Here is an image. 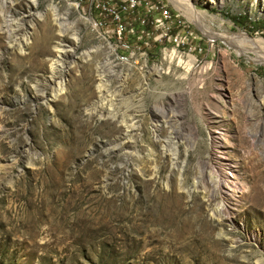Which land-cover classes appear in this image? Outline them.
Returning a JSON list of instances; mask_svg holds the SVG:
<instances>
[{"label": "rangeland", "instance_id": "rangeland-1", "mask_svg": "<svg viewBox=\"0 0 264 264\" xmlns=\"http://www.w3.org/2000/svg\"><path fill=\"white\" fill-rule=\"evenodd\" d=\"M153 3L0 0V264H264V0Z\"/></svg>", "mask_w": 264, "mask_h": 264}, {"label": "built area", "instance_id": "built-area-1", "mask_svg": "<svg viewBox=\"0 0 264 264\" xmlns=\"http://www.w3.org/2000/svg\"><path fill=\"white\" fill-rule=\"evenodd\" d=\"M153 1L160 3V0H76V3L78 4L79 12H89V16L92 12H97L100 15L109 12L110 14L117 16L119 20L120 13L137 11L140 5L149 7L151 6L150 3H153ZM160 9L167 13L164 6H160ZM93 22L94 26L103 24L101 21L97 23L93 20ZM116 24L119 25L118 22Z\"/></svg>", "mask_w": 264, "mask_h": 264}, {"label": "bare ground", "instance_id": "bare-ground-1", "mask_svg": "<svg viewBox=\"0 0 264 264\" xmlns=\"http://www.w3.org/2000/svg\"><path fill=\"white\" fill-rule=\"evenodd\" d=\"M34 2H35V0H33ZM70 3H71V5H73V6H75L77 9H78V4L76 3V0H68ZM8 6V5H7ZM72 7V6H71ZM190 7V6H189ZM47 9L49 10V11H51L52 12V15H53V17H54V19H55V23L56 24H58V26H62V20L64 19V18H66L67 17V15H69L68 14V11H65V13H66V15L65 16H61V15H57L56 13H57V10H56V8H55V6L52 4V3H50V4H48V6H47ZM193 12V11H192ZM81 14H82V16L84 15V18L85 19H87L88 20V22H90V20H89V12H80ZM29 27V29H30V27H32V25H29L28 26ZM60 29H61V27H60ZM62 31V30H61ZM60 35V34H59ZM78 34H77V32L76 31H74L73 32V37L75 38V40L77 41L78 40V36H77ZM26 39H27V37H26ZM23 40H24V38H23ZM22 41V40H21ZM128 47V46H127ZM110 48V47H109ZM128 50V49H127ZM60 52V51H59ZM86 52V51H85ZM84 52V53H85ZM90 52V51H89ZM89 54V53H88ZM112 54V53H111ZM113 56V55H112ZM116 56V55H115ZM114 56V57H115ZM113 57V58H114ZM118 58V57H117ZM119 60V59H118ZM124 60V59H123ZM132 61V60H131ZM64 62H66V61H62L60 64H63V65H65V70H67L68 69V65L67 64H65ZM76 61L75 60H71V64H69V66L70 67H73L74 66V63H75ZM115 62V61H114ZM118 62V61H117ZM126 62V61H125ZM129 62V61H128ZM193 61L192 60H190L187 64L188 65H191V63H192ZM134 63V62H133ZM123 64V63H122ZM125 64V63H124ZM130 65V64H129ZM133 65V64H132ZM101 66V63H99L98 64V68ZM62 67H64V66H62L61 65V68ZM61 70V69H60ZM64 70V71H65ZM60 75H58V80H57V84H55L56 86H55V89H53V93L54 94H51V97H53V96H55L56 97V95H58V94H60L59 92H61L62 91V89H63V87H64V81H63V78H62V76H60ZM100 76H102L101 75V73H100ZM105 76V75H104ZM262 102V101H261ZM204 173H205V177L206 176H209L210 178H211V172H208L207 173V171H205L204 170ZM213 177V176H212ZM208 180H210V179H208ZM214 191V190H213ZM215 192H216V190H215ZM212 193V192H211ZM214 195V192L212 193V195L211 196H213ZM209 198H211L210 196H209ZM213 198H215V197H213ZM213 209V208H212ZM214 211H215V209H214ZM216 213V212H215Z\"/></svg>", "mask_w": 264, "mask_h": 264}]
</instances>
